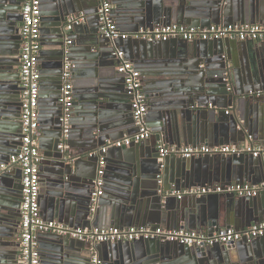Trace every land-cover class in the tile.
Here are the masks:
<instances>
[{"label": "water", "instance_id": "95a60500", "mask_svg": "<svg viewBox=\"0 0 264 264\" xmlns=\"http://www.w3.org/2000/svg\"><path fill=\"white\" fill-rule=\"evenodd\" d=\"M41 2L48 5L41 15L40 33L51 29L53 37L54 49L50 57L55 91L51 96L54 105L51 137L56 151L53 163L57 168L50 186H43L41 194L44 198L51 197L52 203L56 204L57 219L75 228L155 225L208 234L230 228L243 231L253 223L264 222V189L254 198L216 194L214 200L208 198L214 195H207L194 198L188 204L170 206V187L159 185L157 181V175L166 169V161L171 158L177 161L181 172L180 182L174 184L176 192L189 187L178 188L187 180L200 185L201 182L202 185L214 182L224 186L260 178L264 183V159L245 155L204 156L200 157L203 166L196 174L192 170L185 172L184 164L189 159L167 156L159 160L157 147L154 150L157 155L151 156L143 152L141 143L128 148L133 152H125L126 148L109 150L118 151L120 158L117 164L107 165L105 196L99 199L97 209L91 211L90 198L97 165L96 159L88 156L108 140L122 139L128 132L131 110L124 97L127 92L123 77L113 72L116 65L112 56L114 48L109 40L98 34L97 3L94 0ZM113 4L117 23L132 31L175 23L197 28L234 23L264 25V0H113ZM21 5L22 0H0V119L7 121H0V165L7 164L9 157L19 152L21 140V124L17 119L22 88L16 71L21 46L17 28L21 23ZM80 13L87 17L84 30H78L79 25L72 31H64L67 17ZM70 35L74 40L76 35H83V40L73 43ZM66 41L71 43L67 45ZM123 42L131 43L132 38ZM247 43L254 47V42ZM137 44L141 55L130 59L135 68L141 70V76L163 78L155 82L158 91L154 96L145 93L150 101V118L154 120L149 125L152 134L169 145H208L210 140L217 138V134H213L215 128H221L220 136L229 144L241 143L249 136L253 139L257 136L264 143V44L249 52L246 60L238 52V62L232 55L223 54L233 47L236 50L243 48L238 41L150 43L137 40ZM251 45L244 44L246 48ZM93 47L97 50L93 51ZM78 51L80 54L76 55ZM43 54L40 53L39 61L43 60ZM65 59L73 64L72 72H76L75 68L84 69L80 71L83 72L82 80L75 84L73 103V110L79 111L74 116L80 119L71 125L74 128L79 123L82 127L83 141L77 147L68 143L71 133L66 141L62 140L59 121L61 72ZM114 101L123 102L119 107L122 119H111L109 111L114 107ZM217 101L230 107L231 114L224 112L226 117L222 118V110L217 111L220 108L215 107ZM66 144L68 149H59ZM84 157L89 159L90 165L86 171L80 163ZM10 175L3 173L0 181ZM144 175L151 178L143 179ZM13 179L15 183L11 186H4V181L0 184V262L4 259L3 252L10 251L7 243L17 237L16 229L6 232L2 222L10 218L16 220L17 226L20 222L21 170ZM5 194L8 196L4 198ZM45 236L49 249L45 246L47 253L44 250L42 253L47 255L46 258L50 256L54 264H78V261L91 264L94 256L99 258L97 253L104 244L85 246L68 236L51 233L39 234L38 239ZM257 243H250L246 238L235 244L200 248L158 240L109 243L111 259L99 260L100 264H264V252ZM12 251L15 255L19 252L18 243ZM44 258L40 257V263Z\"/></svg>", "mask_w": 264, "mask_h": 264}, {"label": "built area", "instance_id": "2783aa9c", "mask_svg": "<svg viewBox=\"0 0 264 264\" xmlns=\"http://www.w3.org/2000/svg\"><path fill=\"white\" fill-rule=\"evenodd\" d=\"M97 3L98 34L110 42L126 41L129 37L150 43H167L181 40L187 43L196 41L215 42L232 40L238 42H254L264 44V25L240 24L209 25L204 28L186 27L177 24L158 26L153 29H140L130 36L119 30L113 18L115 8L112 0H94ZM19 52V77L22 91L20 93V124L21 140L19 152L10 157L8 164L0 165V176L11 173L14 166L21 170L22 202L20 205V222L18 231L19 264H40L39 234H56L68 236L82 243H131L137 241L158 240L160 242L176 243L188 248L211 247L240 242L243 238L254 240L264 237V222L256 223L245 232L232 229H221L208 234L194 230H166L156 228H72L55 221H45L40 215V175L39 167L43 160L37 144L39 131L38 104L40 98V72L38 58L41 51L40 30L41 10L40 0H22ZM84 16H68L64 31H72L83 22ZM71 41H66L69 45ZM112 56L116 62V72L123 77L124 88L130 96L131 117L136 133L117 141H107L106 144L89 154L96 159V174L93 180L91 194V211L98 207L99 199L104 195L107 154L110 149L129 148L133 144L143 143L151 138V131L146 124L148 100L142 89L141 73L134 64L126 59L122 49H114ZM74 66L64 60L61 72L62 86L59 103L61 105L60 125L62 140L66 141L71 129V119L74 103L72 85V70ZM211 108V105H209ZM216 109V108H215ZM218 111V109H216ZM229 111H225L229 115ZM65 145L59 146L63 149ZM159 160L167 156L181 159L200 158L204 156H250L254 159H264V143H256L249 136L243 145L221 146H170L164 143L157 145ZM160 183V182H159ZM264 188L247 184H231L227 186L193 187L182 191H173L168 195L181 200L184 197L199 198L201 196L230 194L236 198H254ZM91 264H100L94 256Z\"/></svg>", "mask_w": 264, "mask_h": 264}, {"label": "crops", "instance_id": "0c3cea01", "mask_svg": "<svg viewBox=\"0 0 264 264\" xmlns=\"http://www.w3.org/2000/svg\"><path fill=\"white\" fill-rule=\"evenodd\" d=\"M112 2H113V0H112ZM47 5L48 4L43 3L40 0L41 15H42V13H44L43 12L44 8L47 7ZM70 16H73V14L70 15ZM74 16H83V15H82V13H80V14L74 15ZM113 18H114L119 30L121 32L127 34V35L133 36L140 29H142V28H139L138 30H134V31L129 30L126 26H123V24L117 23V20H116V18L114 16H113ZM86 22H87V17H84L83 22L80 24L81 27L80 28L78 27V30H81V31L84 30L83 26L87 25ZM175 24H177V23H175ZM92 25L94 26L95 22L92 23ZM177 25H181V24H177ZM182 26H185V25H182ZM20 27H21V23H18L17 28H18L19 36H20ZM186 27H188V26H186ZM194 28H197V27H194ZM46 31H47V33L46 32L43 33V34L40 33V43H41V51H40V53L41 52L44 53L42 55L43 60L39 61V58H38V67H39V72H40V98H39V104H38L39 131H38V136H37L36 140H37L39 152H40V154H41V156L43 158V160H42V162L40 164V167H39V175H40V182H39V185H40L39 208H40V215H41L42 219L45 220V221H48V222L55 221V222H58V223H61V224L65 225V226L75 228L74 226L66 224V223L60 221L59 219H57L56 218L57 214L55 213L56 212V210H55L56 204L52 203V201H51L52 198L51 197L44 198L42 196V194H41L43 186H46V187L50 186L51 180L53 178V173L55 172V169H57L55 167V164L53 163V157L55 156L56 151L54 150L53 139L51 137V135L53 134L52 123H53V120H54V118H53V116H54L53 115L54 105H53V102L51 101V96L53 95V93L55 91L54 90V83H53L55 81V76L53 74L54 73L53 70L51 69L52 60H51V57H50V52L53 51L54 48L52 46L53 45V37H52V34L50 33L51 29H48ZM82 36L83 35H76V38H77L76 40L81 42L83 40ZM70 39L72 40L73 43L77 42L76 40H74V38H72V35H70ZM173 41H175V40H173ZM238 43L239 44H243V48H241L240 50H236V47H233L232 50H230V52L229 51L228 52L224 51V53H223L224 55H226V56L228 55L229 57H231V55H232L236 62H238V55H237L238 52H239V55L242 57V59L246 60V57L247 56L249 57V52H252L256 48L262 46V44H259V43H254V47L251 45V43H247V42H245V43L244 42H238ZM244 44H249L251 46L246 48V46H244ZM110 46L113 47L114 49H116V48L122 49L123 52L125 53L126 59H128L130 61H131V59H130L131 56L132 57H136V56H140L141 55V53H140L141 50L138 49L139 45L137 44V39L135 41V39L132 38V42L131 43L121 42V41H118L117 43L110 42ZM96 50H97V47H93V51H96ZM75 54L79 55L80 53L78 51ZM39 56H40V54H39ZM5 63H6V58H4V64ZM75 69H76V72H72V85L74 87L73 88L74 97H75V91L77 90L75 88V84H77L79 81L82 80L81 75L83 74V72H80V71L84 70V69H79V68H75ZM136 69L139 72L141 71L138 68H136ZM16 71L19 74V66H17ZM113 72L118 75V73L116 72V65L114 67ZM44 73H46V74H44ZM159 79L161 80L163 78H156V77L143 78L142 77V89H143L144 94L148 93V94L154 96L156 91H158L155 82L158 81ZM122 83H123V86H124L123 78H122ZM124 97L126 98V102H128L129 106H130V104H131L130 103V101H131L130 96L128 94H126ZM149 102L150 101L148 100V105H149ZM122 103L114 101V103H113L114 107L109 111L110 114L112 115L111 119H113V118H115L116 120L122 119L121 118L122 109L119 108ZM209 105H211V104H209ZM215 107H219L220 109H218V110H222V113H221V117L222 118L226 117L224 115L225 111H229L230 112L229 114H231V108L226 106V105H223L219 101L216 102V106ZM4 110H6V108ZM130 110H131V106H130ZM77 112H79V111H76V110L72 111L73 115H72V119H71V125H72L73 121L76 124L77 120L80 119L79 117L75 118V116H74V113H77ZM150 115L151 114H150L149 108H148V114H147V118H146V124H147L148 128H149V125L154 123V122H152L154 120L150 118ZM17 120L20 122V113H19V118ZM129 120L131 121L130 122V126H128V129H127L128 132L125 133L123 138L124 137H131V136H133L136 133V129H135L133 123H132L131 111H130ZM0 121L7 122L4 119H0ZM40 121H43L42 125H40ZM216 124L217 123L215 121L214 126ZM213 128H215V127H211V129H213ZM70 133H71L70 134V141L68 143L71 146H73V147H77L78 144L81 141H83L82 140V138H83L82 127L79 126V123L74 128L71 126V132ZM221 133H222V129L221 128H215V131H214L213 134H217V138H216V140H210V142H209V144L207 146H221V145H237V146H240V145H243L246 142V140H247V139H245L243 142L238 143V144H232V143L229 144L228 141H226L223 138H221V136H220ZM254 138H255L254 141L256 140L255 141L256 143H262L257 138V136H254ZM118 140H121V139H118ZM108 141H111V140H108ZM115 141H117V140H115ZM161 142L164 143V140L161 139V138H158L154 134H152L151 138L149 140L141 143V148H142V150H143V152L145 154H150L151 156H156L157 153L154 152V150L156 151V147H157L156 145H159ZM166 145H169V144H166ZM197 145H206V144H197ZM197 145H188V146H197ZM170 146H174V145H170ZM180 146H184V145H180ZM64 149H68V145L67 144L65 145ZM124 150H125V152H133L132 149H128V148H126ZM119 158H120V154L118 153V151H110V152H108V154H107V165L113 164V163L117 164V160ZM9 159H10V157H9ZM88 160L89 159L87 157H84V159H82V161L80 162L81 165H82V169L85 170V171L90 168ZM201 160L202 159H200V158H194L192 160L189 159L188 161H186L185 164H184L185 172H190L192 170V171H194V173L199 174V171H200V169L203 166L202 163H201ZM159 163H160V161H159ZM165 165H166V169H164L163 172H161L159 175H157V181H158V183L160 182L159 185L165 184L166 187H170V193H171V192L175 191L174 190L175 181L180 182V180H179V174L181 173L180 172V168H179L180 166H178V163H177L176 160L171 159V158H169L168 161H166ZM19 170L20 169H19L18 166H14L12 171H11V175L9 177L2 178V180L0 181V184L3 183V181H4V184H5L4 186H11L13 182L15 183L13 178H14V176L18 175V171ZM142 178L143 179H149V178H151V176L144 175V176H142ZM154 179H156V177ZM198 181L200 182V180H198ZM107 182L108 181L105 178V187L107 186ZM154 183L156 184V182H154ZM183 183H184L183 186L182 187L178 186V188H183V187H187V186H189L188 188L205 187V186H207V187L221 186L219 183H214V182H211V184H204V185H202V182H201V185H200V184H195L193 182H189V180H187L186 182H183ZM231 184H240V183H230V184H227V185H231ZM241 184H247V185H251V186H261L264 183L260 182V178H257V179L254 178V179L251 180V182L250 181H246V182L241 183ZM227 185H224V186H227ZM188 188H184V190L188 189ZM263 189L264 188H262V190ZM5 195L6 196H3L4 198L8 196V194H5ZM103 196H105V192H104ZM170 198H171L169 200L170 201L169 202L170 206H177V204H179V203L188 204L189 202L191 203L194 200L193 197H184L181 200H177L174 196H171ZM208 198L214 200L216 198V195L209 196ZM19 212H20V208H19ZM2 223H3L2 224V226H3L2 228L6 232H9L11 229L12 230L16 229L17 237H16L15 241H11V242L7 243V246L10 248V251L8 250V251H4L3 252V256L2 257L4 259L1 260L0 264L1 263L2 264H19V252H17L16 255H15V253L12 251L14 246L18 243L19 224L17 226V222L13 218H10V220H8V221H4L3 220ZM254 224H256V223L251 224V226H253ZM151 227L154 228V227H158V226H155V225L147 226L146 225V226L137 227V228H151ZM250 227L245 228L243 231H241V230L238 231V230H235L234 228H230V229H232V230H234L236 232H245ZM77 228H80V227H77ZM86 228H88V227H86ZM160 228H163V229H166V230H171V229H167V228L162 227V226H160ZM95 229H100V228H95ZM249 241H250V243L251 242H256V243L259 242V243H257L258 247L261 248V251L264 252V237L263 238H259V239L249 240ZM39 242H40V245H39L40 257L41 258H42V256L45 257L44 258L45 260H43L40 264H54L53 261L51 260L50 256H49V258H46L47 255H44L42 253L43 250L45 251V246H46L47 249H49L47 236L42 237L41 239H39ZM77 244H81V243L77 242ZM89 244L93 245L91 243H83V245H85V246H88ZM107 244H109V243H106V244L104 243L103 245H101V247H100L101 249L97 253L99 258L97 256H95L98 259L99 262L101 261L99 259H105V258H107V260L111 259V249L108 248L109 245H107ZM49 252L50 251H48V253ZM45 253H47V251H45ZM75 262H77V260H75ZM78 264H81V263H79V261H78Z\"/></svg>", "mask_w": 264, "mask_h": 264}]
</instances>
